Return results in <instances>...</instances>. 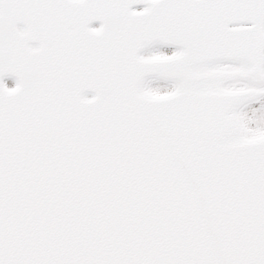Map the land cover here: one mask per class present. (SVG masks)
<instances>
[{"label":"snow or ice","instance_id":"snow-or-ice-1","mask_svg":"<svg viewBox=\"0 0 264 264\" xmlns=\"http://www.w3.org/2000/svg\"><path fill=\"white\" fill-rule=\"evenodd\" d=\"M0 264H264V0H0Z\"/></svg>","mask_w":264,"mask_h":264}]
</instances>
